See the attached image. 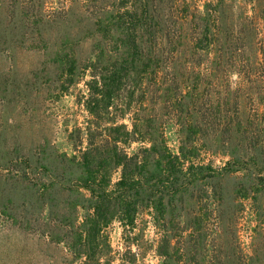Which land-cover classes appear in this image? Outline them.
Masks as SVG:
<instances>
[{
    "label": "trees",
    "instance_id": "16d2710c",
    "mask_svg": "<svg viewBox=\"0 0 264 264\" xmlns=\"http://www.w3.org/2000/svg\"><path fill=\"white\" fill-rule=\"evenodd\" d=\"M60 1L37 16L40 0H12L7 17L22 27L15 49L45 59V77L31 91L43 105L83 83L85 120L66 131L67 150L47 137L25 144L16 135L9 145V128L0 129V230L53 245L62 254L57 264H147L139 248L142 216L167 223L186 198L200 213L217 210L224 203L220 179L262 157L254 133L259 116L231 90L234 74L242 87L261 84L264 41L257 32L242 36L247 63L239 58L237 65L233 28L212 15L211 5L189 15L186 2V17L162 19L156 0ZM11 80L0 78V96L37 118L42 108L36 100L27 106L29 83L24 95ZM166 119L181 129L177 151L167 142ZM240 147L245 154H237ZM203 149L223 150L230 159L215 166L201 160ZM237 190L257 201L264 176ZM117 224L127 238L116 251L109 230ZM163 243L162 264H183L166 235Z\"/></svg>",
    "mask_w": 264,
    "mask_h": 264
},
{
    "label": "rangeland",
    "instance_id": "374dc122",
    "mask_svg": "<svg viewBox=\"0 0 264 264\" xmlns=\"http://www.w3.org/2000/svg\"><path fill=\"white\" fill-rule=\"evenodd\" d=\"M11 2L12 0H0V37H3L0 51L11 53L0 54V78L5 75L7 79H12L11 83L19 85L22 94L29 83L25 93L28 95L27 106H31L36 100L37 108L42 110L37 118H33L24 111L22 105L0 96V129L9 128V145L15 143L16 135L21 136L25 144L47 137L61 150H67L70 147L65 142L66 131L85 120V112L79 101L85 85L79 84L66 97L57 101L44 100L42 105L43 98L40 95L38 98L35 91L31 90H35L36 84L45 77L44 73L40 74L45 70V59L41 53L30 52L25 48L15 49V40L22 27L17 20L7 17L8 8L12 7ZM60 2L40 0L34 15L50 13ZM186 2L191 5L187 14H193V9L197 7L204 11L207 5H211L209 10L212 15L227 20L232 26L236 39L232 48L233 51L240 50L237 65L239 58L247 63V57L241 51L242 36H252L257 32L264 41V0H156V6L162 19H179L186 17ZM5 32L7 37L4 38ZM88 52L89 48L85 46L82 55L87 56ZM259 58L258 75L261 84L253 86L249 83L242 87L239 74H234L232 78L237 82H232L231 97L245 98L246 111L259 116V124L254 133L259 139L257 149L262 150V157H257L254 162H247V170L242 173L220 179L223 183L224 203L217 210L200 213L190 199L186 198L184 205H180L179 211H176L177 217L171 218L172 221L157 223L149 214L142 216L138 224L141 235L139 248L147 264H162L157 248L165 245L164 235L171 242L170 250L177 253L183 264H264V191L260 192L261 197L257 201L250 192L236 195L240 183L257 175L264 176V171L259 172V169L264 170V44L260 46ZM235 61L234 59L233 62ZM225 95L226 93L222 94V97ZM170 113L167 112V115ZM167 120L165 136L171 149L177 151L181 129L175 122ZM243 148H237V154H245ZM251 155L250 152L249 156ZM229 159L223 150L217 153L201 150V160L214 163L215 166H222ZM198 219L201 222H197ZM109 235L116 251L126 246L127 235L120 225L110 228ZM61 255L59 249L38 237L10 228L0 230V264H57Z\"/></svg>",
    "mask_w": 264,
    "mask_h": 264
}]
</instances>
